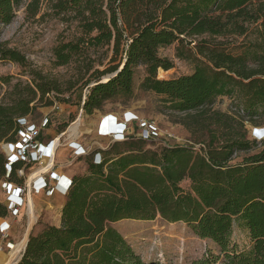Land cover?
Listing matches in <instances>:
<instances>
[{"label":"trees","instance_id":"1","mask_svg":"<svg viewBox=\"0 0 264 264\" xmlns=\"http://www.w3.org/2000/svg\"><path fill=\"white\" fill-rule=\"evenodd\" d=\"M43 2L53 17L76 22L80 32L75 41L54 49L56 66L112 45L105 69L82 67V76L91 73L84 87L95 81L87 88L83 113L91 115L114 98H132L135 69L143 67L140 90L164 97L167 109L182 114L178 122L199 142L198 148L150 150L148 141L130 136L99 151L100 163L88 159L86 173L72 179L61 225L30 234L16 264H143L110 224L157 216L184 223L196 237L214 243L225 253L226 264H264V142L260 151L232 162L258 145L247 138L245 120L264 117V0H29L25 13L35 17ZM20 3L0 0V25L11 22ZM250 24H256L261 44L254 50V45L233 46L230 37L243 36ZM174 43L175 57L191 61L193 72L159 80L157 71L173 68L159 49ZM0 60L26 64L1 42ZM124 61L116 76L101 82ZM30 75L32 86L16 84L9 101L0 104V144L15 141L17 120L27 118L47 94L62 93L57 81L38 72ZM7 81L0 79V88ZM233 96L240 102L230 104L231 112L212 108L217 98ZM184 181L187 189L181 187ZM6 216L0 203V219ZM234 227L245 233L250 246L226 253Z\"/></svg>","mask_w":264,"mask_h":264},{"label":"rangeland","instance_id":"2","mask_svg":"<svg viewBox=\"0 0 264 264\" xmlns=\"http://www.w3.org/2000/svg\"><path fill=\"white\" fill-rule=\"evenodd\" d=\"M28 2L29 0H21L20 5L14 10L11 22L7 25H0V42L5 47L18 52L26 61L25 66L22 67L7 60H0V79L8 80L6 83L1 84L0 104L9 101L8 95L16 84H19L20 88L33 85V76L30 73L38 72L49 80L57 81L62 93L47 94L44 101L38 102L36 108L27 117V124L38 126L46 117L49 122L51 121V124L45 127L47 129H50L51 127L48 126L51 125L58 130L65 131L68 129L69 134H76L79 129L85 130L84 134L79 136L78 139L87 144L89 155L75 160L66 155L62 159L64 170L72 173L73 178L86 173L87 161L93 158L95 152L107 151L112 146L110 139L97 138L94 132L99 121L98 116L105 112L122 113L127 111L136 115L139 119L153 122L159 129L160 140H147L146 149H159L162 147L163 142L168 145L195 146L198 148V144H195L199 142V140H196L197 135H192L178 122L182 114L170 112L164 102V97L140 90L139 85L145 76L143 67L135 69L132 98L128 100L123 97L114 98L106 101L99 110H94L91 115L80 114L82 102L88 93L87 88L95 83L94 80H91L88 87H84L83 84L89 79L91 73L82 76L84 73L82 67L87 64L99 71L105 69L112 57V45L87 50L70 64L56 66L54 49L61 44L75 41L79 37L80 32L77 24L69 20L64 22L61 17H53L45 2H43L38 15L31 18L25 13V5ZM229 41H232L233 46H239L240 44L243 46L254 45L252 50L256 45L261 44V40L256 33V24L247 25V31L243 36H232ZM176 46L177 43H174L159 49V56L169 59L173 63V68L166 72L159 73L157 71V79L168 80L189 75L193 72L194 64L191 61L179 60L175 57ZM112 75L102 76L101 82L110 79ZM69 86L72 87L67 92L65 89ZM46 101H51L52 104L46 106ZM233 102L240 101L236 96L217 98L212 108L221 112H231L232 110L229 107ZM78 118H80V122L77 127H74ZM251 122L245 120L244 125L247 130V138L255 140L256 130L263 129L264 131V117L255 118ZM42 131L43 129L40 133ZM139 132L137 128H131L129 135H137ZM60 142L63 144L65 140L61 139ZM262 142H264V139L256 141L257 147L249 152L236 154L232 162H241L244 156L260 151L263 148L260 145ZM5 150L6 147L1 145L0 151L2 154ZM28 172L24 173V177L27 176ZM1 181L3 180L0 179ZM181 187L187 189L188 182H182ZM0 191L3 193L1 186ZM42 206L44 207V205ZM52 209L49 207L47 211H42L40 214L39 210L37 211V214H35L36 225L30 234H36L44 226H47L44 224L46 221L50 223L59 221L58 214L55 209ZM27 216L29 224V209ZM8 223L9 230L5 235H0V264H3L10 252L9 244L19 243L27 230L25 209L21 208L20 215L17 218H9ZM110 226L126 240L143 264H198L199 262L203 264H226L227 262L225 253L221 252L218 246L209 240L199 239L186 224L181 222L168 223L157 216L153 221L123 220L112 223ZM249 246L250 240L245 233L234 227L226 253H230L233 249L242 252L247 250Z\"/></svg>","mask_w":264,"mask_h":264},{"label":"built area","instance_id":"3","mask_svg":"<svg viewBox=\"0 0 264 264\" xmlns=\"http://www.w3.org/2000/svg\"><path fill=\"white\" fill-rule=\"evenodd\" d=\"M27 121V118L17 120L20 130L17 132L14 142L0 144V147L1 145L6 147L3 154L6 174L5 179L0 182V186L5 195L3 205L7 210V216L0 219V235H5L9 230L8 219L17 218L21 208H24L27 214L29 205H31L29 201L31 194L44 193L49 197L54 191L63 190L65 193L71 186L70 180L58 174V166L53 162L54 153L61 145L60 137L48 141L46 144L38 141L41 129L49 124V120L46 117L43 118L38 126L28 125ZM131 128H137L140 132L137 135H129ZM95 132L98 137L108 138L112 143L125 141L130 136L145 141H159L161 136L153 122L139 119L129 112H124L120 120L111 114L100 117ZM255 138L256 141L264 139L263 129L256 130ZM163 146L169 145L163 142ZM68 147L73 159L88 153L76 142H70ZM17 164H20L21 167L13 170ZM32 165L35 166V170L30 179L24 177L26 168H30ZM13 171L16 176L24 179L22 185H14L9 179ZM12 246L14 245L9 244V250L12 249ZM22 251L19 253L18 259Z\"/></svg>","mask_w":264,"mask_h":264},{"label":"crops","instance_id":"4","mask_svg":"<svg viewBox=\"0 0 264 264\" xmlns=\"http://www.w3.org/2000/svg\"><path fill=\"white\" fill-rule=\"evenodd\" d=\"M124 112H127V111H124ZM117 113V112H105L103 114H100L98 116V119H100V117H102V115H108V114H111L112 116H115L117 117L119 120L121 119V116L122 114L124 113ZM83 111L81 109L80 111V114H82ZM130 113V112H129ZM80 117V115H79ZM49 124H51V121L49 122ZM48 127H51L50 129H43V131L39 134L38 136V141L42 144H46L48 141H51V140H55L57 139L58 137H60V140L61 139H64L65 140V143H61L60 147L57 148V150L55 151L54 153V158H53V162L55 165L58 166V174L59 175H62L64 176L67 180H70L72 182V179H73V174L70 173L69 171L67 170H64L63 168V164H62V159L67 155L70 159L72 160H75V159H81L83 157H87L89 155V149L87 147V144L84 143L83 141H80L78 139L79 136H82L85 132V130H81L79 129L78 132L75 134V133H72V134H69L68 133V129L63 131V130H58L57 128H53L51 125H49ZM95 132V131H94ZM95 136L97 138H100V139H108V138H102V137H98L96 135V132H95ZM66 137V138H65ZM70 142H76L78 143L79 145H81L85 150L88 151V153L85 155V156H81V157H78V158H72L71 156V150L69 149L68 147V144ZM63 148V149H62ZM1 153V151H0ZM93 163L95 164H99L100 161H101V154L99 153V151L95 152L94 155H93ZM21 165L18 167L20 168ZM17 168V169H18ZM0 170L2 171V175L0 176V179L4 180L5 179V174H6V171L4 169V157H1L0 156ZM35 170V166H32L30 168H26V171H29L27 173V178L30 179L31 177V174L34 172ZM25 171V172H26ZM16 175V174H15ZM23 180L22 178H19L18 176L16 177H13V180L12 183L14 185H22L23 184ZM28 180V179H27ZM26 180V181H27ZM25 181V182H26ZM68 192V191H67ZM67 192L64 193V191H54V193L47 197L44 195V193H39V194H31L29 196V200H30V203L32 205V208L34 206V215L37 214V211L39 210V214L40 212L42 211H47V209L50 208H53L55 209V212L58 214V217H59V221H57V223H50L48 221H46V224L47 226H54V227H59L61 225V211H62V208L66 202V195H67ZM0 193H2L0 191ZM35 198V199H34ZM56 198V199H55ZM58 198V199H57ZM4 200H5V195L4 193H2V195H0V203H4ZM33 202V203H32ZM44 205V207L42 206ZM52 209V210H53ZM50 212V211H48ZM26 218H27V227H28V216L26 214ZM36 225V221L34 223V225H32V229L33 227ZM26 227V229H27Z\"/></svg>","mask_w":264,"mask_h":264},{"label":"bare ground","instance_id":"5","mask_svg":"<svg viewBox=\"0 0 264 264\" xmlns=\"http://www.w3.org/2000/svg\"><path fill=\"white\" fill-rule=\"evenodd\" d=\"M80 122V118H78L77 123L74 124V127H77V124ZM76 130V128H75ZM56 199V198H55ZM58 199V198H57ZM30 201V200H29ZM33 203V202H32ZM34 208V206H33ZM32 208V205H29V224H28V228L25 231V233L23 234V238L21 239V241L17 244H15L12 249L10 250L9 254L7 255L6 259L4 260L3 264H15V262L18 260V255L21 252V250H23V248L25 247L26 241H27V237L28 234L30 233V229L32 227V225H34V222L36 220V217L34 215V209Z\"/></svg>","mask_w":264,"mask_h":264},{"label":"water","instance_id":"6","mask_svg":"<svg viewBox=\"0 0 264 264\" xmlns=\"http://www.w3.org/2000/svg\"><path fill=\"white\" fill-rule=\"evenodd\" d=\"M124 63H125V61L123 62V64H122V66L120 67V69L112 75V77L116 76V74H117V73L123 68ZM107 80H109V79H106L105 81H107ZM105 81H104V82H105ZM31 230H32V228L30 229V232H31ZM29 235H30V233L28 234L27 241H26L25 247L23 248V251H22V252H24V250H25V248H26V245H27V242H28ZM20 257H21V255H20ZM20 257H19V258H20ZM16 263H17V261L15 262V264H16Z\"/></svg>","mask_w":264,"mask_h":264}]
</instances>
